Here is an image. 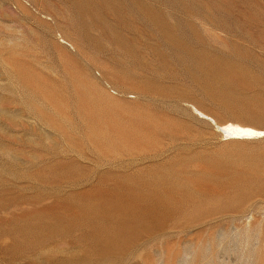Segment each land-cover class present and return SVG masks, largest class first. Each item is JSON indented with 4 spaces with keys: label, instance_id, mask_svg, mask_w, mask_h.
<instances>
[{
    "label": "rangeland",
    "instance_id": "374dc122",
    "mask_svg": "<svg viewBox=\"0 0 264 264\" xmlns=\"http://www.w3.org/2000/svg\"><path fill=\"white\" fill-rule=\"evenodd\" d=\"M264 0H0V264H264Z\"/></svg>",
    "mask_w": 264,
    "mask_h": 264
},
{
    "label": "bare ground",
    "instance_id": "6f19581e",
    "mask_svg": "<svg viewBox=\"0 0 264 264\" xmlns=\"http://www.w3.org/2000/svg\"><path fill=\"white\" fill-rule=\"evenodd\" d=\"M191 110L196 114V116H198L199 119L210 124L225 142L256 141L264 139L263 129L230 121L218 124L213 118L198 110L194 106H191Z\"/></svg>",
    "mask_w": 264,
    "mask_h": 264
},
{
    "label": "water",
    "instance_id": "95a60500",
    "mask_svg": "<svg viewBox=\"0 0 264 264\" xmlns=\"http://www.w3.org/2000/svg\"><path fill=\"white\" fill-rule=\"evenodd\" d=\"M258 128V127H257ZM263 129V128H262Z\"/></svg>",
    "mask_w": 264,
    "mask_h": 264
}]
</instances>
